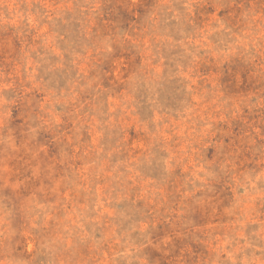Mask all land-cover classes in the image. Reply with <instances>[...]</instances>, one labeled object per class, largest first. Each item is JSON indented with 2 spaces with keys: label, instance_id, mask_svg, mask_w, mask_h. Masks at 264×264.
<instances>
[{
  "label": "rangeland",
  "instance_id": "rangeland-1",
  "mask_svg": "<svg viewBox=\"0 0 264 264\" xmlns=\"http://www.w3.org/2000/svg\"><path fill=\"white\" fill-rule=\"evenodd\" d=\"M0 264H264V0H0Z\"/></svg>",
  "mask_w": 264,
  "mask_h": 264
}]
</instances>
